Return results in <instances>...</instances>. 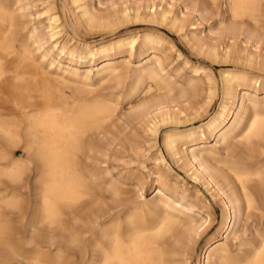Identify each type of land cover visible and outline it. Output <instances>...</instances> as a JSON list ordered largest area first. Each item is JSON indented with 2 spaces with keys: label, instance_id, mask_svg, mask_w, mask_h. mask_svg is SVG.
Masks as SVG:
<instances>
[{
  "label": "bare ground",
  "instance_id": "obj_1",
  "mask_svg": "<svg viewBox=\"0 0 264 264\" xmlns=\"http://www.w3.org/2000/svg\"><path fill=\"white\" fill-rule=\"evenodd\" d=\"M156 1L148 0L146 8L152 17L158 16L164 23L171 11L161 7L157 12ZM17 2L19 0H0V185L4 180L10 183V191L1 203L12 211L20 208L23 199L18 185L27 172L34 169L40 189L39 210L29 224L34 227L46 223L55 229V235L50 234L45 239L54 247L50 256L38 255L42 245L35 242L34 237L26 241L27 245L35 242L37 249L36 256L30 260L33 264H177L172 256V244L180 243L188 231H195L197 226L189 222L196 207L186 201L184 195L172 192L160 175L152 178L153 173L149 171L151 201L147 202L144 195L140 205L125 212L117 207L94 210L87 206L82 212L79 209L91 198L96 181L94 174L84 166L83 157L95 148L101 152L105 125L118 113L117 109L120 110L117 97L98 94L97 88L116 80L127 99L141 93L147 96L154 88L160 90L156 81L158 70L164 71V59L155 44H169L192 70L206 73L210 83L212 74L206 67L192 64L176 49L173 41L160 35L132 33L99 44L75 37L72 42H62L67 33L59 14L50 13L51 8L45 10L48 38L36 28L21 36L19 29L23 24L16 11ZM226 4L236 20L248 17L256 21L264 8V0H226ZM75 7L84 25L102 22L86 5ZM133 12L138 18L140 7L133 8ZM122 13L125 19H130L131 9L126 8ZM182 15L180 11L169 20L173 22H168L172 29ZM104 25L113 24L107 21ZM202 44L204 48L206 44ZM138 49L144 51L136 57ZM224 49V59H231V45L228 43ZM124 53L128 60L136 57L140 61L130 84L122 80L120 73L118 58ZM206 53L219 56L218 47L211 45ZM247 60L254 62L252 58ZM220 75L222 93L215 112L199 126L166 131L163 144L173 158L185 160L194 179L202 181L207 188L214 184L215 199L223 195L224 213L217 231L218 239L213 235L207 238L203 264H264V230L258 233L255 243H241L239 253L231 251L227 243L237 214H243L244 210L247 215L257 205L264 207V97L259 96L264 91V79L232 70H223ZM250 83L258 86L251 88ZM207 97L198 112L211 104L213 89ZM142 107L148 112L155 108L156 114L166 122L181 120L184 112L171 110L157 97L144 100ZM156 117L149 126L154 137L158 136ZM183 140L189 143L184 149ZM211 140L225 151L231 148V142L237 145L233 147V159L226 164L230 175L226 178L234 177L228 183L227 193L218 187L209 165L210 153L216 151L209 145ZM1 209L0 206V256L8 259L7 264H13L16 259L27 258L22 254L27 250L3 240L7 221ZM82 214H86L87 219L82 220ZM186 263L189 264V260Z\"/></svg>",
  "mask_w": 264,
  "mask_h": 264
},
{
  "label": "rangeland",
  "instance_id": "obj_2",
  "mask_svg": "<svg viewBox=\"0 0 264 264\" xmlns=\"http://www.w3.org/2000/svg\"><path fill=\"white\" fill-rule=\"evenodd\" d=\"M147 1L80 0L78 3H73L71 0H49V2L48 0H19L16 3V11L20 23L23 24L19 32L22 36L28 30L36 28L40 34L48 38L46 28L48 13L45 10L51 8L50 13L59 14L62 27L67 33V36L61 39L62 42L69 40L72 42L71 39L75 37L83 42L99 44L132 33H138L140 36L160 35L173 41L176 49L191 60L192 64L202 65L212 74L213 80L210 83L206 73L192 70L183 60L179 59L177 51L173 50L169 44H155L164 59L162 64L164 71L158 70L159 75L156 81L160 90L152 89L148 94L149 97L141 93L127 99L124 90L122 87L119 89L116 80L97 88L98 94L101 92L100 94L106 97H117L120 110L118 108V113H115V116L107 123L109 126L105 125L106 131L101 135L102 140L104 139L101 152L95 148L96 150L87 152V157H83L84 166L90 174H94L96 181L93 183L92 191L94 198L91 196L92 199L85 201L86 204L83 203L79 209L82 211L86 206L94 210L98 207H117L125 212L135 205H140L144 201V195H146L147 202L151 201L153 199L152 181L149 176V171H151L152 178L160 175L172 192L184 195L186 201L196 207L195 212L191 213L192 218L189 223L197 227L194 228L195 231L190 230L184 234L180 243L172 244L173 259L177 261V264H187V260L189 264H203L204 255L202 253L207 238L212 235L217 238L218 227L224 213L221 205L223 195L215 199L212 194L214 192L213 183L207 188L202 181L194 179L185 160L173 158L163 144V134L168 130H187L190 127L199 126L215 112L222 93L220 73L223 70L260 76L264 79V8L256 21L248 17L236 20L232 17L226 0H165L163 3L157 0V12L161 7H168L171 11L169 19L163 23L158 16H151L146 8ZM77 4L86 5L101 18L102 22L92 26L84 25L85 23L78 19V11L75 7ZM137 6L140 7L141 14L138 18L133 12V8ZM126 8L131 9L130 19H125L122 15ZM180 11L183 12L182 18L172 29L169 23L173 22L169 20ZM107 21L113 25H104ZM203 42L206 44L204 48H202ZM228 43L231 45L233 54L231 59L226 60L223 52ZM211 45L218 47L219 56H208L207 48ZM143 51L144 49H138L136 57ZM119 56L121 78L126 84H130L140 61L136 57L128 60L125 53ZM251 58L254 60L253 63L247 60ZM257 86L256 83L249 84L251 88ZM210 89L214 92L211 104L206 110L198 112L208 98ZM259 96L264 97V91H261ZM156 97L165 101L171 110H183L182 119L166 122L156 114L155 108H151L148 112L142 107L144 100ZM155 116L159 121L158 138L149 131L152 118ZM182 143L183 149L189 144L186 140ZM230 144L231 148L225 151L216 141H209V145L216 148L215 152L210 153L209 165L218 187L224 193L228 192V183L234 179L233 176L226 178L229 175L226 164L233 159V147L236 145L234 141ZM216 169L219 172H216ZM36 176V171L32 169L27 172L22 184L18 185L23 203L20 208L13 211L1 203V199L10 191V183L4 180L2 181L4 184L0 185V206L4 220L7 221L3 240L22 245L27 250L22 253L27 258L16 259L12 262L13 264H33L30 259L36 256L34 252L37 249L34 246L38 241L41 243L40 246L42 245L38 253L40 257L50 256L53 254L51 250L54 251V247L45 239L51 235L54 236L55 229L50 228L46 223L43 225L38 223L34 227L29 224L39 210L40 189ZM141 188L144 190L141 191ZM85 215L82 214V220L87 219ZM232 227L227 243L231 251L239 253L242 249L241 243L253 244L258 240V233L263 232L264 207L257 205L247 215L243 210V214H237ZM31 237L36 240L33 244L27 245L26 241ZM1 251L2 248H0V253ZM7 261L8 259L0 256V264H7Z\"/></svg>",
  "mask_w": 264,
  "mask_h": 264
}]
</instances>
